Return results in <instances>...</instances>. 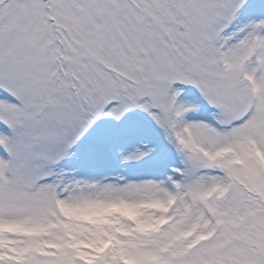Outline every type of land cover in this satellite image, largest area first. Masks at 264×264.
I'll return each instance as SVG.
<instances>
[{"label": "snow or ice", "instance_id": "1", "mask_svg": "<svg viewBox=\"0 0 264 264\" xmlns=\"http://www.w3.org/2000/svg\"><path fill=\"white\" fill-rule=\"evenodd\" d=\"M0 264H264V0H0Z\"/></svg>", "mask_w": 264, "mask_h": 264}]
</instances>
